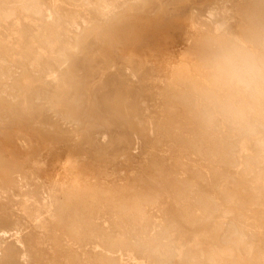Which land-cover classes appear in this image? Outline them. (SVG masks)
Masks as SVG:
<instances>
[{"label":"rangeland","instance_id":"rangeland-1","mask_svg":"<svg viewBox=\"0 0 264 264\" xmlns=\"http://www.w3.org/2000/svg\"><path fill=\"white\" fill-rule=\"evenodd\" d=\"M41 2V20L19 8L0 19V264H98L118 230L156 231L164 243L153 256L167 264H264V189L254 190L264 185V101L243 121L215 113L202 126L211 104L198 88L214 97L218 88L199 61L183 56L193 39L211 37L221 23L237 31L243 0H120L102 18L65 0ZM54 25L62 36L50 49L43 40ZM77 37L83 49L73 54ZM70 54L92 61L97 100L123 129L111 153L79 141L69 151L75 125L67 112L64 120L51 112L71 89ZM185 73L193 85L177 82ZM26 80L23 89L40 100L21 93ZM9 96L19 104L5 103ZM21 107L28 114L17 116ZM46 110L44 120L61 131L37 121ZM82 129L96 130L90 123ZM28 134L23 147L16 137ZM134 198L142 219L121 209ZM148 261L145 252L125 248L114 264Z\"/></svg>","mask_w":264,"mask_h":264},{"label":"bare ground","instance_id":"bare-ground-1","mask_svg":"<svg viewBox=\"0 0 264 264\" xmlns=\"http://www.w3.org/2000/svg\"><path fill=\"white\" fill-rule=\"evenodd\" d=\"M65 1H67L70 6H74V7L85 6L86 8L93 10L101 18L107 13H112V12L114 13V10H116L120 4V0H65ZM128 1L132 6L133 5L140 6L143 3H148L152 0H128ZM14 8H19L27 16H29L35 21L41 20L44 12L41 0H0V19L2 18L6 19L9 18L11 15H13ZM221 8L222 7H220L219 9L223 12V9ZM239 16H240V22L237 31L234 32L231 30L226 32V29H231V27H228L224 23H221L220 26H217L213 29L211 37L198 36L197 38L193 39L186 46V49L183 53V56L187 63H190L193 60H197L200 62L201 69L205 71L207 80L212 84H216V82L213 78V73L210 67V55L212 50L216 47L217 44L225 41H232V42H241L249 46H252L253 43H257L259 48L262 50V53H264V0H243V7L240 10ZM74 19H75V15H72L69 20L71 21V25L76 26ZM82 22L83 23L86 22L85 19H83ZM86 24L84 23V25ZM56 26L57 25H54L48 30V34H47L48 37L43 40L44 45L50 49H52L53 43L60 42L59 40L62 36L61 35L62 33L60 34L58 32ZM81 38L82 37L76 38L75 48L71 46V48L73 49L71 50L73 54H77L80 52L79 48H82V46H80L81 44L80 42L82 41L80 40ZM91 42H90L91 44H94L96 43V40L92 38ZM90 43L89 45H91ZM88 53H92V52H88ZM90 56L93 55L91 54ZM84 61H85L84 59L80 60L77 58V56H72L71 54L68 56L67 69L72 78L70 84L71 89L69 94L66 95L65 99L61 103V107H58L52 110L51 112L53 113L54 117H57L60 120L65 119V112H67L70 115L71 120L75 125L74 129L72 130V136L71 138L68 139L69 151L70 150H72L73 152L77 151L79 148H75L74 146L79 141L82 142V145L89 146L93 151L102 150L111 153L113 147H115V145H117L118 142H120L121 139L124 138L123 136L124 134L122 132L123 129L121 125L117 123L116 120L113 119L114 118L113 115L109 111L104 110L100 106L97 100V89L100 87V82L97 83V81H93V79L96 76H98L99 72H97V70L95 69L94 70L90 69V66L92 65L91 63L92 61L90 63H86V61L85 62ZM177 79H178L177 80L178 83L185 85H193L195 83L193 77L188 73L178 76ZM26 81L23 82V86L21 87L20 90L21 93L22 94L27 93L29 102L40 100V97L38 96L35 90L32 91L30 89L29 90L23 89V87L28 84V81L27 83ZM88 87L90 89L89 90L90 95H87L86 92L88 90L87 89ZM198 91L204 97V99H206L211 104V106L208 109H206L204 113L200 116L201 125L206 127L210 122V119L212 118L213 114L215 113L221 115L223 114L219 111V109L216 107L214 103L216 97L210 94L205 87L204 88L199 87ZM71 97H73V99H71ZM13 99L14 97L9 96L5 103H8ZM180 99L187 100L188 95L183 94L182 96H180ZM10 104L16 106L19 104V101L16 102L11 101ZM20 104L23 105V103ZM2 110H6V108H2L0 106V112ZM16 110L18 114L17 116H19L21 113L28 114V110L27 109L25 110V107H21V109H16ZM46 112L47 110L41 114V117L37 121H39V123L41 122V124L46 125L47 129L49 130L54 129V131L56 132L61 131V129L58 128V126L56 125L55 121L54 120L52 121L51 118L50 120L49 119L46 121L44 120V117L46 116L45 115ZM223 117L225 116L223 115ZM225 119L232 124L235 122L226 117ZM14 120H17L16 122L22 121L21 118L20 119L14 118ZM85 123L92 124L96 129L95 132L91 130H83L82 126ZM111 123H114L115 127H111L110 126ZM10 129L11 128H8L4 131H6L7 134L8 133L11 134ZM0 136L2 137L3 135L0 134ZM97 136H100L102 141L101 144L98 143ZM16 138L23 139L25 140V142H27V144L24 143V145L22 142L23 147L29 145L31 141V137L29 136V134L22 138L19 137ZM262 182H264V180H262ZM262 189H264V185L262 187L259 186L258 184L255 185L254 190L260 191ZM144 200L149 201V197L148 196L145 197ZM50 208L51 207L49 206L48 209ZM121 209L127 213L135 214L136 217L139 219H142V217L144 216V210L142 209L141 200L139 198H134L128 207L123 206ZM70 231L72 233H75L76 229L74 227H71ZM163 243L164 242L162 237L156 235V231L154 230L145 236L126 233L121 230H118L116 233H114L111 237L108 238V248L106 249L102 258L99 260L98 264H114L115 262L120 260L122 256V251L125 248H130L132 251L135 252L136 251L145 252L147 258H149L150 260V262L148 261L149 264H167L168 261L165 260V258L163 257L155 258L153 256L158 253V248Z\"/></svg>","mask_w":264,"mask_h":264},{"label":"clouds","instance_id":"clouds-1","mask_svg":"<svg viewBox=\"0 0 264 264\" xmlns=\"http://www.w3.org/2000/svg\"><path fill=\"white\" fill-rule=\"evenodd\" d=\"M218 88L214 103L232 121L247 118L252 105L264 101V53L241 42L225 41L210 55Z\"/></svg>","mask_w":264,"mask_h":264}]
</instances>
